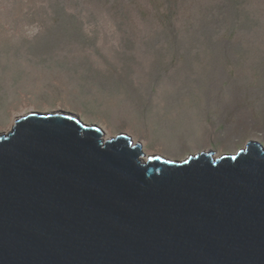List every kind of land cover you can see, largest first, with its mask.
I'll return each mask as SVG.
<instances>
[{"label":"rangeland","instance_id":"1","mask_svg":"<svg viewBox=\"0 0 264 264\" xmlns=\"http://www.w3.org/2000/svg\"><path fill=\"white\" fill-rule=\"evenodd\" d=\"M58 110L175 160L264 147V0H0V134Z\"/></svg>","mask_w":264,"mask_h":264},{"label":"water","instance_id":"2","mask_svg":"<svg viewBox=\"0 0 264 264\" xmlns=\"http://www.w3.org/2000/svg\"><path fill=\"white\" fill-rule=\"evenodd\" d=\"M147 154L58 110L0 134V264H264V147Z\"/></svg>","mask_w":264,"mask_h":264},{"label":"bare ground","instance_id":"3","mask_svg":"<svg viewBox=\"0 0 264 264\" xmlns=\"http://www.w3.org/2000/svg\"><path fill=\"white\" fill-rule=\"evenodd\" d=\"M24 115V114H23ZM22 116V115H21ZM19 117V116H18Z\"/></svg>","mask_w":264,"mask_h":264}]
</instances>
